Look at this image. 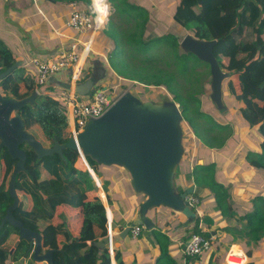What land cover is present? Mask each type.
Wrapping results in <instances>:
<instances>
[{
	"label": "trees",
	"instance_id": "obj_1",
	"mask_svg": "<svg viewBox=\"0 0 264 264\" xmlns=\"http://www.w3.org/2000/svg\"><path fill=\"white\" fill-rule=\"evenodd\" d=\"M49 1L56 3L62 0ZM72 1H78L84 5L91 3V0ZM180 1V6L174 15L175 23L185 32L192 33L196 38L200 36V27L204 26L205 34L217 41L214 55L223 71L229 74L225 83L227 94L234 99L235 108L239 110L246 124L250 127L258 126L264 135V0ZM109 2L114 11H121L127 16V22L122 23L123 25L118 28V32L126 34L125 38H114L118 32L111 30V20L108 27L103 30L105 36L113 39L116 43L114 52H111L115 56V60L110 63L115 75L136 81L145 87H152L151 90L164 88L168 94L173 95L175 103L178 101L182 103L181 110L184 115L188 113L193 116L191 122L196 125L199 124L198 121L204 122L206 113L202 111V102L199 98L206 92V89L203 86V79L199 77L200 73L196 72L199 64L190 59V57H196L181 48L182 37L180 39L174 37L173 41H170L167 37H159L156 33L146 34L149 21V12L146 9L132 4L129 0H109ZM126 27H128V33L125 32ZM162 44L171 49L172 55H165V58L160 55L154 58L150 56L152 55L150 49ZM0 45L6 47L11 57L18 54L9 49V45L3 38H0ZM122 46L128 48L129 57L120 55ZM33 47L39 49V46L33 45ZM130 52H134V54ZM140 53H144V57L140 56ZM119 56L121 57L119 58ZM130 56H139L138 66L132 63L133 60L130 59ZM196 60L199 61L197 58ZM1 61L0 57V68L2 67ZM156 62L165 63L167 68H161ZM203 64L209 67V65ZM10 66L7 64V67ZM187 66L196 72L195 76H190L188 80L189 84L196 89L188 93L190 98L188 102H182V98L178 94V91L181 92L179 88L181 84L178 79L183 80L188 72ZM92 74V67L87 66L84 69L83 81L89 79ZM25 85L31 88L20 95L18 94V99L31 96L35 91V78L30 76L26 78ZM127 85L123 83L122 86L126 87ZM16 86L17 83L14 81L9 85H0V88L7 96L10 92L15 91ZM54 88H57V85L43 88L42 94L37 97L35 103L26 105L20 111V116L26 124V130L29 131L39 125L49 147L53 146L55 139L60 144H65L64 132L69 127L67 103L63 97L60 98L50 93ZM145 97L146 99L143 101L155 102L143 93V98ZM203 127L200 126L196 130L193 128V133L200 139L201 144L211 149L223 148L228 141V136L233 133L227 130L230 127L228 124L213 122V127ZM21 148L27 154V170L18 176L16 182V190L20 199L18 208L13 212L16 220L22 222L27 229L42 235L43 250H54L53 264H98L99 260H102L101 264H111L109 253L102 254L97 247L92 245L93 242L108 236V219L106 209L99 198L93 202L87 201L88 193L97 190V184L87 170L77 168L81 158L79 152L65 149V159H62L58 154L39 159L28 145H23ZM261 148L262 152L257 156V159L252 160L250 157V161L257 169L264 171V141ZM4 157H6L4 152L0 151V160H3ZM5 159L0 185V210L6 212L13 203L9 194V182L15 169V162L11 161L9 157ZM87 159L93 171L101 179V165L91 158ZM202 168V166H198L195 173L198 170L203 172V180L209 176L208 172L212 167ZM195 180L198 182L200 179L195 178ZM202 185H205L204 181ZM215 197L219 202L218 208L224 216L229 218L231 208L228 210L227 207H230V203L227 202V206V203H222L220 195L216 194ZM60 205L73 208L81 207L84 212V225L80 238L63 246L58 241L61 230L50 223L56 208ZM247 219L249 223L252 221V227H257L259 230L264 227V216L260 217V223L255 220L256 216ZM41 221L49 223L46 227L41 228ZM256 222L259 225H255ZM227 229L230 228L225 229L227 234L235 235L232 229L231 232ZM14 231L15 228L8 224L0 231V264H14L20 260L21 256H25L28 243L24 240L19 242L16 252L11 254L12 248L9 246V241L12 239ZM199 232L206 236L211 235L207 232ZM155 235L156 239L159 240L163 237L165 242L167 241L165 246H163L165 242L161 243V249H164V252L160 260L174 261L168 253L169 239L159 231H156ZM115 259L120 264L123 263L119 252H116Z\"/></svg>",
	"mask_w": 264,
	"mask_h": 264
},
{
	"label": "crops",
	"instance_id": "obj_2",
	"mask_svg": "<svg viewBox=\"0 0 264 264\" xmlns=\"http://www.w3.org/2000/svg\"><path fill=\"white\" fill-rule=\"evenodd\" d=\"M129 1L150 12V21H148L146 30L148 33L146 34L156 33L159 35L155 32V29H163L168 22L170 24L173 23L174 26L177 25L174 21V15L180 6V0ZM73 3H76L77 6H72ZM89 5L88 3L84 5L81 2L72 0H62L56 3L49 0H0V38L7 42L9 49L18 53L13 58L6 47L4 48L0 45V57L4 59L8 54L9 58L14 61L33 58L51 61L62 50L68 48L74 39L79 37L81 40L87 41L89 34L78 36L75 31L66 27V21L75 8L81 9ZM4 23L13 26L16 31ZM104 29L96 32L92 53L85 58L84 69L87 66L93 69V63L96 60H100L99 69L103 68L105 71L107 69L114 73L107 60L108 55L104 51L111 54L115 49L116 43L113 39L105 36ZM29 30H32L36 35H31ZM118 34H121L120 31ZM24 41H26V45L23 44ZM33 45L39 46V49H35ZM24 47L27 48V51ZM5 60L10 62L7 57ZM71 73V70L67 69L59 72L54 77L59 82L66 83ZM104 73L101 77L104 76ZM96 75L97 72L93 71L91 77L96 79ZM225 83L224 98H227L228 102H232L230 113L233 118L229 119L230 117H228V119L225 118L221 122H224L223 124H237L241 131H237L235 139H233V136L229 139L227 146L221 149H211L203 144L201 146L200 139L198 144L192 141L191 147L187 146L185 149L187 156L183 157L184 160H189V162H185V166L180 164L176 175L177 190L183 193L191 186H194L195 192L201 199V205L203 202V206H200L204 215L203 232L212 235L216 234L219 238L214 244V249L201 256H186L184 248L188 240L187 237L191 232L195 231L192 229H194L197 219H195L194 223H189L182 214L164 207L157 208L150 213V218L156 225L155 228L147 230L143 227L141 235L136 239L133 238L131 231L127 236L122 237L121 235L124 231L133 226V221L139 212L141 204L146 201V196L134 191L131 176L124 168L119 166H101V179L93 169L90 173L97 184V190L88 193L87 201L93 202L96 198H99L106 209L107 219L112 221V243L105 251L110 255L111 264H120L115 259L116 252L120 253L122 264H226L224 255L231 246H235L244 252L247 264H264V227H261L260 230L257 227H252V221L249 223L247 219L248 217L256 216L255 220L260 223V217L264 216V171L257 169L250 161V157L252 160L257 159V156L262 152L261 147L264 135L258 126L250 127L246 124L239 110L235 108L234 99L227 94ZM50 84L48 86H51ZM100 84L104 85L102 81H97V85ZM57 87L63 89L62 86L57 85ZM30 88L26 85L25 90L21 91L19 95ZM241 119L243 120L242 123L240 122ZM70 131L71 126L69 124L64 136L68 135ZM29 132L34 136L36 135L35 137L40 142L47 145L45 135L39 125L34 126ZM5 153L6 157L0 160V185L4 173L5 158L8 159L9 157ZM193 158L197 159V165L192 170ZM212 165H217L218 169H221L218 170L217 176L222 175L226 169L230 171L228 178L223 177L224 180L218 181L219 185L224 183L230 189V199L228 200L231 211L229 218L226 215L224 216L217 207L214 195H212L210 189L205 188V185H202V189L196 184V168L202 166V169H204ZM82 166L81 162L77 164L78 169H82ZM4 215L5 211L0 210V221ZM258 222L255 225H259ZM48 223L41 221V228L46 227ZM50 223L61 230L58 236L61 246L71 243L80 238L84 225L83 208L60 205L56 208L55 215ZM228 227L233 229L235 232L234 236L225 232ZM156 231H159L169 239L168 253L174 261L160 260L164 252V249H161V243L165 242V240L163 237L159 238L160 241L156 239ZM19 239V232L15 229L12 239L9 241V246L12 250L15 249L13 253L17 250L16 244ZM166 244L167 241L163 246ZM43 252L46 253L47 251L43 250ZM23 259L24 255L14 264H21ZM24 264L44 263L35 262L28 258L24 260Z\"/></svg>",
	"mask_w": 264,
	"mask_h": 264
},
{
	"label": "water",
	"instance_id": "obj_3",
	"mask_svg": "<svg viewBox=\"0 0 264 264\" xmlns=\"http://www.w3.org/2000/svg\"><path fill=\"white\" fill-rule=\"evenodd\" d=\"M216 44V40H200L192 35H186L180 43L186 53L209 65L212 89L210 99L216 108L224 110V83L229 74L223 71L214 55ZM100 64V60L93 63V71L97 72L98 76L105 72L103 68H98ZM23 65V60L17 61L0 73V85ZM49 83L51 86L68 85L59 82L54 76L49 78ZM97 87L96 79L90 77L77 85L76 93L81 97H89ZM38 96L36 91L24 99L10 98L0 93V151L5 150L15 162V169L9 182V194L13 203L0 221V231L8 224L18 230L19 242L24 240L28 243L21 264L28 258L44 264L54 262V250L43 253L42 235L27 229L13 215L20 203L16 190L17 178L27 170V154L21 148L23 145L32 148L39 159L53 154L65 159L64 150L72 149L81 151L86 158H91L101 166L124 168L131 176L134 191L146 196V201L141 204L132 227L140 226L147 230L155 228L150 213L161 207L182 214L189 223L195 222L196 213L185 201L187 195L194 193L195 187L191 186L183 193L176 187L177 171L184 157L182 129L184 118L183 111L177 103L143 101L131 91H127L103 117L88 122L78 136L77 142L71 138L65 144H60L55 139L52 147H45L26 130V124L20 116V111L26 105H33ZM130 231L131 228H127L121 236H127ZM192 235L193 232L187 237L186 245L189 244ZM111 243L110 236H107L93 242L92 245L101 253H105ZM101 262L102 260L98 261V264Z\"/></svg>",
	"mask_w": 264,
	"mask_h": 264
},
{
	"label": "built area",
	"instance_id": "obj_4",
	"mask_svg": "<svg viewBox=\"0 0 264 264\" xmlns=\"http://www.w3.org/2000/svg\"><path fill=\"white\" fill-rule=\"evenodd\" d=\"M108 1V0H107ZM110 4V2L108 1ZM72 6L76 7L77 4L73 3ZM94 0H91L89 6L79 9L75 8L71 12L69 18L66 21V27L75 31L78 35L82 36L89 34L87 41L81 40L79 37L74 39L68 48L61 51V53L51 61H43L40 58L24 59V66L27 69V77L35 78L34 90L38 95L42 94V89L49 85V78L57 75L63 70L70 69L71 75L68 77L66 87L64 90V100L68 107V122L71 126V131L68 135L64 136V139L68 141L73 138L76 142L80 133H82L91 119L97 120L103 117L109 109L116 103V101L123 95L120 93V86H106L101 85L96 88L95 92L89 97H81L76 93V87L83 82L84 76V61L92 53L93 41L96 32L104 29L105 25L109 22L110 10L109 7L106 21L102 23L104 19L101 12L95 11ZM63 36L62 34H59ZM117 75V74H116ZM121 82L130 81L131 84H139L136 81L127 80L118 76ZM126 91H131L127 89ZM80 161L83 165L82 169L92 172V168L88 162V159L79 151ZM192 170L197 165V159H192ZM185 201L189 203L190 209L196 213V219H200L199 227L203 230V212L200 209L201 199L194 191L193 194L186 196ZM111 220H108L107 228L112 240V226ZM143 231V227L134 226L131 227V234L133 238H138ZM218 236L208 235L204 233L193 232L188 245H185L184 253L188 257L201 256L206 252H210L214 249V244L218 240ZM224 261L226 264H247V259L242 250L235 246H231L224 255Z\"/></svg>",
	"mask_w": 264,
	"mask_h": 264
},
{
	"label": "rangeland",
	"instance_id": "obj_5",
	"mask_svg": "<svg viewBox=\"0 0 264 264\" xmlns=\"http://www.w3.org/2000/svg\"><path fill=\"white\" fill-rule=\"evenodd\" d=\"M111 7V14H110V17H109V21L111 20V30L113 32H117L118 28L121 27V25H123L122 23H126L127 22V16L126 14L122 13L121 11H114L112 6L110 5ZM15 16V15H14ZM13 17V15H12ZM149 21H150V12H149ZM6 26L8 27H12L11 29L16 31L15 28L9 24H6L4 23ZM108 27V25H107ZM125 27V25H124ZM205 27L202 26L200 27V36L199 38H201L200 40L204 39V40H207V39H211L212 38L208 35L205 34ZM30 34L35 36L36 34L31 30H29ZM125 32L128 33V27L125 28ZM155 32H157L159 35V37H167L168 40L170 41H173L174 37L175 38H181V40L186 36V35H192L194 37V35L190 32H185L184 30L181 29L180 26L175 25L172 23L170 24L168 22L167 25H165L163 27V29L161 28H157L155 29ZM164 32V34H163ZM126 34L125 33H122L121 34H117L114 36V38H118V39H123L125 38ZM196 38V37H194ZM197 38V39H199ZM24 45H26V41L23 42ZM25 48V47H24ZM27 48H25L26 50ZM121 50L122 52L120 53V55L122 56H125V57H129V50L128 48H126L125 46H122L121 47ZM27 51V50H26ZM167 51V52H166ZM114 52V51H113ZM152 52V56L153 58L154 57H159L162 56L163 58H165V55H172L171 53V49H168V47H165L164 44L162 45H156L152 50L150 49V53ZM104 53H106L108 56V62L109 63H113V61L115 60V56L112 54H109L107 51H104ZM131 54H134V52H130ZM186 54V53H185ZM137 55V54H135ZM140 56L144 57V53H140ZM6 57L10 60V62H7L5 59ZM6 57L3 59L2 58V61H1V65L2 67L0 68V73L4 72L8 67H7V64H10V65H13L15 64L17 61H20L21 59H18L17 61H14L12 59L9 58V55L7 54ZM30 57H33V56H30ZM112 57V58H110ZM121 56H119L120 58ZM118 59V57H117ZM130 59H132V63H134L135 65H139V62H140V59H139V56H130ZM190 59H193L194 61H196L198 65L197 69H196V72L200 73L199 77L201 79H203V86L205 87L206 89V92L200 96V100L202 102L201 104V108H202V111H205V115L204 117L206 118L204 120V122H201L198 121L199 124H194L193 122H191L193 116L192 115H188L187 114H183V118H184V121L182 122V129L184 131V138H183V145H184V157L187 156V151L185 150L187 148V146L191 147L192 145V141H194L195 143H199V138H197L195 136V134L193 133V130L195 129H199L200 126L202 128H204L203 126L209 128V127H213V122L215 123H220V124H223L221 121L228 119V117H230L229 119H232L233 118V115L230 113L232 109V102H228L227 98H224V103H225V108L224 110H219L218 108H216V106L213 104V102L211 101L210 99V95H211V92H212V89H211V72H210V68L206 65H204L201 61H197L196 58L194 57H190ZM6 61V62H5ZM158 66H160L161 68H164L166 69L167 68V65L165 63H160L159 62H156ZM27 67L26 66H22L21 68L17 69L13 75L11 76H8L1 85H9L11 84L12 82H16L17 83V86L15 88V91L14 92H10L9 94H7V97H10V98H17V95L25 90V87L26 85L24 84V81L27 77ZM113 70V69H112ZM136 71H139L138 69H136ZM187 73L185 74V77H183V80H179L178 81L180 82L181 86H179L181 92L178 91V94L180 95V97L182 98V102H188L189 101V97H188V93H191L193 92L196 88L193 87L191 84H189L188 80L190 78V76H195L196 72L195 70H193V68L191 67H188L187 66ZM31 77V75H30ZM97 81H102L104 85L106 86H120V93L124 94L125 92L127 91H124V90H127V89H130L131 92L136 95L137 97H139L140 99L144 100L146 99L143 98V93H145V95L149 96L151 99H153L155 101V103H164V102H170V101H173L174 97L173 95H170L166 92V90L164 88H157V89H153L151 90L152 87H145L143 86V84H129L130 81H126V82H121L120 79L118 78L117 75H115V73H113L112 71L110 70H106L105 73H104V76H98L96 75L95 76ZM124 84H128L126 87L125 86H122ZM198 84H199V79H198ZM102 85V84H101ZM30 87V86H29ZM127 88V89H126ZM123 89V90H122ZM64 90L60 89V87H57L56 89H52L50 91V93L52 95H55V96H58L60 98H62L64 96ZM0 93L2 95H4L5 93H3V90L0 88ZM6 96V95H4ZM179 106H180V109H181V106L182 103H180L178 101L177 103ZM185 104V103H184ZM190 108V107H189ZM187 121H186V120ZM242 119H241V123H242ZM230 127L227 129L231 132H233L231 135L228 136V141L229 139H231L233 136L235 139V133L238 131L240 132V128L237 126V124H232V123H229L228 124ZM194 128V129H193ZM227 131V132H229ZM35 132V131H34ZM226 132V133H227ZM36 136V135H35ZM228 141L226 142L225 146H227V143ZM202 146V144H200ZM45 147H49L48 145H45ZM3 152L5 153L6 151L3 150ZM7 154V152L5 153ZM8 156V155H7ZM185 162L188 163L189 160H182V163H181V166H185ZM211 170L208 172L209 176L206 178V179H203V175L204 173L201 172L200 170H198L196 173H195V177L196 179H200L198 180V182H196V184L198 185V187H202V184H203V181L205 183V188H209L211 187L210 189V192L212 193V195H214V198H215V202H216V205L217 207H219V202L216 200V197L215 195L218 194L220 195L221 199H222V203L225 204L227 202H229L228 199H230V189L227 188L226 184H218V181H222L224 180L223 177H227L229 175V169H226L224 171V173L222 175H218V170H221V169H218V166L217 165H212L211 166ZM2 174V173H1ZM228 178V177H227ZM0 179H1V175H0ZM1 181V180H0ZM217 185V186H216ZM219 186V187H218ZM209 203V202H208ZM230 203V202H229ZM203 206V202H202V205ZM227 206H228V203H227ZM229 206L227 207V209L229 210ZM199 223H200V219H197V222L194 226V229H195V232L196 233H200L199 231L203 232V230L199 227ZM230 228V227H229ZM228 231L231 232V228L230 229H227ZM233 230V229H232Z\"/></svg>",
	"mask_w": 264,
	"mask_h": 264
},
{
	"label": "bare ground",
	"instance_id": "obj_6",
	"mask_svg": "<svg viewBox=\"0 0 264 264\" xmlns=\"http://www.w3.org/2000/svg\"><path fill=\"white\" fill-rule=\"evenodd\" d=\"M95 4V11L96 12H101L100 16L103 15L104 19H102V23L106 21V17L108 15V10L110 7V4L108 3L107 0H94Z\"/></svg>",
	"mask_w": 264,
	"mask_h": 264
},
{
	"label": "clouds",
	"instance_id": "obj_7",
	"mask_svg": "<svg viewBox=\"0 0 264 264\" xmlns=\"http://www.w3.org/2000/svg\"><path fill=\"white\" fill-rule=\"evenodd\" d=\"M180 107V106H179ZM196 219V218H195Z\"/></svg>",
	"mask_w": 264,
	"mask_h": 264
},
{
	"label": "flooded vegetation",
	"instance_id": "obj_8",
	"mask_svg": "<svg viewBox=\"0 0 264 264\" xmlns=\"http://www.w3.org/2000/svg\"><path fill=\"white\" fill-rule=\"evenodd\" d=\"M198 195V194H197ZM200 198V197H199Z\"/></svg>",
	"mask_w": 264,
	"mask_h": 264
}]
</instances>
